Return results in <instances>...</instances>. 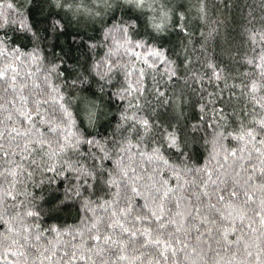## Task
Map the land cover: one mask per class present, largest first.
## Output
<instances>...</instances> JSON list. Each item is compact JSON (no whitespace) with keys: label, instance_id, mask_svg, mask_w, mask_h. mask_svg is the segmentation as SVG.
Listing matches in <instances>:
<instances>
[{"label":"snow or ice","instance_id":"obj_1","mask_svg":"<svg viewBox=\"0 0 264 264\" xmlns=\"http://www.w3.org/2000/svg\"><path fill=\"white\" fill-rule=\"evenodd\" d=\"M0 264H264V0H0Z\"/></svg>","mask_w":264,"mask_h":264},{"label":"trees","instance_id":"obj_2","mask_svg":"<svg viewBox=\"0 0 264 264\" xmlns=\"http://www.w3.org/2000/svg\"><path fill=\"white\" fill-rule=\"evenodd\" d=\"M39 19V17H37ZM72 33H69V37H62L61 39V43L65 44V50H67V41L71 38L70 35ZM75 54V53H74ZM101 54H103L102 50H101ZM113 112H115V109H112ZM71 203V202H69ZM76 208L75 207H71L65 210V212L63 213V219L64 221H67L68 223H71L74 221L75 217H76Z\"/></svg>","mask_w":264,"mask_h":264}]
</instances>
